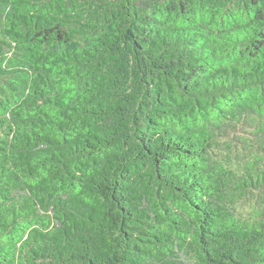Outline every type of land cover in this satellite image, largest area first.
Wrapping results in <instances>:
<instances>
[{
    "label": "trees",
    "instance_id": "16d2710c",
    "mask_svg": "<svg viewBox=\"0 0 264 264\" xmlns=\"http://www.w3.org/2000/svg\"><path fill=\"white\" fill-rule=\"evenodd\" d=\"M0 264H264V0H0Z\"/></svg>",
    "mask_w": 264,
    "mask_h": 264
},
{
    "label": "rangeland",
    "instance_id": "374dc122",
    "mask_svg": "<svg viewBox=\"0 0 264 264\" xmlns=\"http://www.w3.org/2000/svg\"><path fill=\"white\" fill-rule=\"evenodd\" d=\"M249 130L248 127H236L235 129H227L226 134L221 139L234 145L237 150H241L246 144H252L251 141H247L248 138H251L249 133H245ZM242 140V142H241ZM261 201L260 196L248 195L247 199L241 203L239 206V211L247 216L252 211V207H256Z\"/></svg>",
    "mask_w": 264,
    "mask_h": 264
}]
</instances>
